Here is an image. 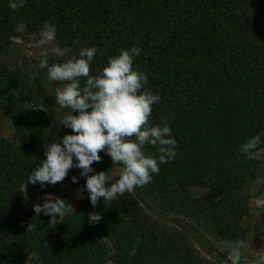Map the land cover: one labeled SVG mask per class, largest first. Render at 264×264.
<instances>
[{"label": "trees", "instance_id": "1", "mask_svg": "<svg viewBox=\"0 0 264 264\" xmlns=\"http://www.w3.org/2000/svg\"><path fill=\"white\" fill-rule=\"evenodd\" d=\"M44 25L71 59L83 48L97 49L92 76L121 49L139 47L133 68L160 97L149 124L169 123L177 154L133 190L135 198L118 196L106 205L101 198L96 224L89 223L97 211L86 192L59 221L36 216L33 206L45 193L59 195L48 185L29 184L25 192L21 186L45 159V146L64 133L47 90L0 60V110L14 126L10 140L0 139V264H230L185 218L202 222L224 244L245 240L246 185L264 149V0H25L15 11L0 0V54L10 38ZM258 134L254 157L245 158L239 146ZM144 151L156 153L147 145ZM99 155L95 172L120 167L122 173L121 165ZM77 171L71 169V177L78 178ZM85 182L78 178L79 186ZM192 188L208 189L212 197H192ZM151 201L186 217L167 219Z\"/></svg>", "mask_w": 264, "mask_h": 264}, {"label": "clouds", "instance_id": "2", "mask_svg": "<svg viewBox=\"0 0 264 264\" xmlns=\"http://www.w3.org/2000/svg\"><path fill=\"white\" fill-rule=\"evenodd\" d=\"M24 4L25 0H9L13 11ZM45 38L52 40L54 35L46 33ZM10 39L16 44L23 43L19 37ZM68 51L67 47L52 49L57 57H63ZM96 53L97 49L91 47L81 49L78 58L73 57L65 63L49 65L47 54L40 60L38 67L47 69L48 81L64 85L56 89L54 97L60 108L71 110V114L62 118L61 125L73 134L45 146V159L28 174L27 184L21 186V191L25 192L29 184L39 183L42 190L47 185H56L75 168L81 170L79 177L86 181L83 188L76 190L75 196L83 199L84 192H87L90 204L95 208L101 198L106 205L118 196L146 186L153 175L159 173L160 164L176 157L177 141L172 138L169 123L149 124L152 106L160 97L146 90L147 75L133 68L134 58L141 55V49L136 46L121 49L119 55L108 58L98 75L92 76L89 74L90 65ZM73 112L78 114L73 115ZM261 140L260 134L251 137L239 146V151L251 159ZM146 145L155 148L156 153L147 155L144 151ZM101 151L110 157L113 165L122 166V173L115 181L110 171L95 172L91 167L94 162L101 161ZM71 181L78 183V178L73 176ZM41 199L42 204L33 206L36 216L43 213L51 217L52 223L67 212L64 200L55 194L45 193ZM88 219L89 223L96 224L102 217L98 213H89ZM139 243L137 237L136 244ZM135 247L133 245L130 255H135ZM245 248L243 240L225 242L224 251L228 253L230 264H240ZM258 264H264V255L259 257Z\"/></svg>", "mask_w": 264, "mask_h": 264}, {"label": "rangeland", "instance_id": "3", "mask_svg": "<svg viewBox=\"0 0 264 264\" xmlns=\"http://www.w3.org/2000/svg\"><path fill=\"white\" fill-rule=\"evenodd\" d=\"M52 33L53 28L49 25H44L37 33L28 35L26 37H19L23 43L16 44L11 43L10 46L6 47L0 54V60L3 65L9 70L19 69L25 76L31 81L38 82L42 85L47 92L53 97L55 103V113L56 117L61 120L64 116L71 114L70 109L60 108L55 99V92L57 88H63V83L61 82H49L47 79V69H40L38 67L40 60L44 58L47 54L48 64L54 63H65L71 59V53L68 51L63 57H57L53 54L52 49L57 47L55 39L46 40L45 34ZM73 115L74 112H73ZM64 136L73 134L70 129L61 127ZM14 131V126L0 110V139L10 140ZM257 159L259 161L257 170L254 174V177L247 181L246 190H245V204L247 205L248 212L243 217L241 225L246 231L245 242L246 248L242 252L240 264H258L259 257L264 255V223L263 214H264V149L257 154ZM91 167L96 170V166L93 163ZM81 170L78 169V178ZM91 175V174H90ZM113 181L119 178L121 175V168L114 167L111 174ZM71 175L68 172L67 177L62 182H58L56 185H48V189L54 191L59 195V197L66 202L67 212L57 218L55 221L61 220L66 214L74 212L78 206L80 199H77L75 192L78 188H83L79 186L78 183H72ZM258 180L261 181L258 183ZM190 196L192 197H212V194L208 189L205 188H192L190 189ZM87 194V192H86ZM88 195V194H87ZM125 197L135 198V193H126ZM154 209L161 212L164 217L169 219L170 217L182 216L185 215L179 213L178 211L170 210L168 208H163L159 204L151 201ZM101 202L98 200L95 210L98 214L102 210L100 206ZM73 208V209H72ZM191 224L196 226L198 229L203 231L212 243L215 245L219 254L227 258V251H224V243L217 241L216 237L208 232V230L203 229L202 222H194L193 218L186 217ZM208 259V258H207ZM228 259V258H227ZM210 264H215L210 261Z\"/></svg>", "mask_w": 264, "mask_h": 264}]
</instances>
